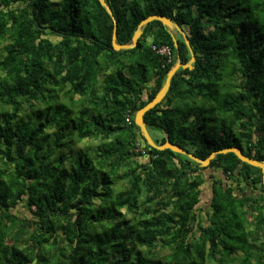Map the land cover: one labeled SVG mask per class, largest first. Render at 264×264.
<instances>
[{"label":"trees","instance_id":"16d2710c","mask_svg":"<svg viewBox=\"0 0 264 264\" xmlns=\"http://www.w3.org/2000/svg\"><path fill=\"white\" fill-rule=\"evenodd\" d=\"M106 1L118 43L159 14L195 52L144 115L154 141L264 160V0ZM113 29L99 0H0V264H264L262 170L201 167L135 123L190 60L183 36L155 20L116 52Z\"/></svg>","mask_w":264,"mask_h":264},{"label":"water","instance_id":"95a60500","mask_svg":"<svg viewBox=\"0 0 264 264\" xmlns=\"http://www.w3.org/2000/svg\"><path fill=\"white\" fill-rule=\"evenodd\" d=\"M99 1H100L101 5L106 9V11L111 16V18L114 22V29H113V35H112V47H113L114 51L119 52L122 50H130V49L137 47L139 39L143 34V30H144L145 26H147L149 23H151L155 20L160 21L165 27H167L169 29V31L171 32V34L173 36V39H174L176 46L178 45V43H177L176 37L174 35V32H178L180 35H182L188 49L190 50V54H191L190 60L187 63H182L178 59L177 62L174 64V66L167 73V77H166V80L164 82V85L160 89V91L157 93V95L154 97V99L149 101L145 106H143L142 108H140L136 112L135 123L140 128L141 134H142L143 138L147 141V143L150 146H152L156 149H159V150L170 149L173 152L184 154V155L188 156L190 159L199 163L201 167H208L210 165L211 161L213 159H215V157L218 154L234 153L243 162L248 163L254 167H258L262 170V172H263V184H264V160L259 161L257 159H254L252 157L247 156L239 147L232 146V147H228V148H223V149L212 152L208 158L201 159V158L195 156L194 154L188 152L187 150H185L181 146L174 144V143H171L170 141H166L165 143H163L161 145H158L154 141L153 137L151 136V134L149 132L148 126L144 120V115L147 111L153 109L157 104H159L160 102H162L165 99V97L168 94V91L171 87L172 78L174 77L175 73L180 68H183V69H186V68L193 69L194 68L193 64L196 61L195 52L192 48V45L190 43V40H189L186 32L182 29V27L171 17L159 15V14H152V15H149L148 17H146L145 19H143L139 23L130 43H127V44L118 43V41H117V36H118L117 27H118V25H117V20H116V17L114 15V12L106 0H99Z\"/></svg>","mask_w":264,"mask_h":264},{"label":"rangeland","instance_id":"374dc122","mask_svg":"<svg viewBox=\"0 0 264 264\" xmlns=\"http://www.w3.org/2000/svg\"><path fill=\"white\" fill-rule=\"evenodd\" d=\"M174 35H177L176 34V32H174ZM53 132V130H49L48 131V133H52ZM159 131L158 130H156V129H150V134H151V136L153 137V138H157V137H159ZM51 137H52V135H51ZM74 144L72 145V148H71V150L72 151H75V150H77L78 148H83L85 145H86V141L85 140H83V141H81V142H78V141H76L75 140V142H73ZM66 152L67 151H71V150H69L68 148H66V149H64ZM121 188V187H120ZM14 212L15 213H19V215L21 214L22 216H27V217H29V214H30V212H29V209H28V207L26 206V203L25 202H22V201H20V204H19V206H18V208L17 209H15L14 210ZM201 213V212H200ZM202 213H203V215H202ZM202 213H201V215H202V225H206V219H205V217H206V209H203V211H202ZM164 255L166 254V252H164L163 253Z\"/></svg>","mask_w":264,"mask_h":264},{"label":"built area","instance_id":"2783aa9c","mask_svg":"<svg viewBox=\"0 0 264 264\" xmlns=\"http://www.w3.org/2000/svg\"><path fill=\"white\" fill-rule=\"evenodd\" d=\"M153 48L155 50H157V52L159 54H162L164 56H168L169 57V60H170V54H171V52H170V48L168 46L165 45V46H162V47H157L156 45H154Z\"/></svg>","mask_w":264,"mask_h":264},{"label":"crops","instance_id":"0c3cea01","mask_svg":"<svg viewBox=\"0 0 264 264\" xmlns=\"http://www.w3.org/2000/svg\"><path fill=\"white\" fill-rule=\"evenodd\" d=\"M216 172H218L217 169H211V170L209 171V173H216Z\"/></svg>","mask_w":264,"mask_h":264}]
</instances>
